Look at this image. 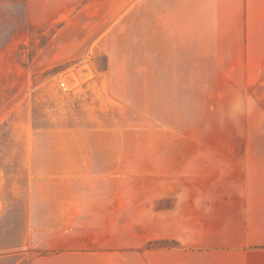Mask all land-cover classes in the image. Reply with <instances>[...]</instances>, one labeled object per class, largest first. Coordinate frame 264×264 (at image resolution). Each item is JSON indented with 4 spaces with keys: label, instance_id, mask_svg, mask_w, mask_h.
Returning a JSON list of instances; mask_svg holds the SVG:
<instances>
[{
    "label": "rangeland",
    "instance_id": "374dc122",
    "mask_svg": "<svg viewBox=\"0 0 264 264\" xmlns=\"http://www.w3.org/2000/svg\"><path fill=\"white\" fill-rule=\"evenodd\" d=\"M224 13L164 66L146 0H0V264H264V175L226 171L264 167V17L249 43Z\"/></svg>",
    "mask_w": 264,
    "mask_h": 264
},
{
    "label": "crops",
    "instance_id": "0c3cea01",
    "mask_svg": "<svg viewBox=\"0 0 264 264\" xmlns=\"http://www.w3.org/2000/svg\"><path fill=\"white\" fill-rule=\"evenodd\" d=\"M146 3L148 7L147 50L149 51L150 59L163 61V63L160 62L157 65L164 66L180 65L181 63L164 61L187 59L188 53L189 57L194 60L197 57L201 59L202 51L204 50L203 36H218L220 34L218 29V13L220 9L228 12L224 13L222 17L226 19L225 25L230 26V29L226 28L222 34L234 35V28L232 29L230 25L231 19H240L242 20V25L246 28L244 33L248 36L249 43H251L252 36H256L259 33L258 26L260 24L252 28L255 20L264 17L261 13L264 11L263 0H146ZM230 11H236V17H234V12L229 15ZM204 27L206 28L205 30ZM114 37L117 39V34L115 31H111L101 35L99 38V42L104 44L103 49L108 53L112 65H114L116 58L122 57L111 46ZM214 40L216 42L218 37L214 38ZM228 40L229 38L223 39L226 42ZM212 41L213 39L210 40V46H206L205 49H218L217 43L213 46ZM104 83L110 86L119 85L120 87L117 88L132 84L131 80L125 78H106ZM114 89L110 88L109 90L110 93L115 95L116 89L115 92ZM120 91L121 93H126L125 88L120 89ZM247 148L255 149L257 147L251 146ZM234 159L239 163L226 168V171H231L241 176L250 174L254 178L249 175V189L251 190L254 187L255 190H259L261 181L258 177L261 174L264 175V167L253 162L259 157H244L240 155L234 157ZM248 160L250 163L246 164ZM237 185L239 190H242L244 185L248 186L242 179ZM239 213L241 214L242 212ZM119 256L121 259L113 264H169L168 259L171 253L169 251L149 253V258L142 262L138 260L139 254L132 251L121 252Z\"/></svg>",
    "mask_w": 264,
    "mask_h": 264
}]
</instances>
